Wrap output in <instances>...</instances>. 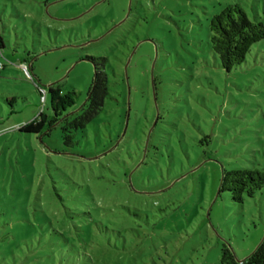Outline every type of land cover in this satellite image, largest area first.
Returning a JSON list of instances; mask_svg holds the SVG:
<instances>
[{
    "label": "rangeland",
    "instance_id": "rangeland-1",
    "mask_svg": "<svg viewBox=\"0 0 264 264\" xmlns=\"http://www.w3.org/2000/svg\"><path fill=\"white\" fill-rule=\"evenodd\" d=\"M234 4L264 23V0H0V264L253 254L264 188L219 193L226 172L264 171V40L229 73L209 46L211 16ZM100 58L107 97L74 146L60 124L18 131L51 115L37 86L81 109Z\"/></svg>",
    "mask_w": 264,
    "mask_h": 264
},
{
    "label": "trees",
    "instance_id": "trees-1",
    "mask_svg": "<svg viewBox=\"0 0 264 264\" xmlns=\"http://www.w3.org/2000/svg\"><path fill=\"white\" fill-rule=\"evenodd\" d=\"M208 30L210 49L218 58L221 68L227 73L244 62L253 45L264 40V23L250 21L238 4L228 5L218 14L211 16ZM2 48L3 41L0 37V50ZM89 60L95 63V75L84 106L78 111L71 112L76 104L74 92L62 93L56 86L49 87L45 92L37 86L39 94L40 90H43L49 96L51 115L48 117L40 113L38 119L20 127L19 132L38 136L45 128L50 129L60 124L64 146L75 145V133L92 122L107 97L106 76L97 68L99 62L106 60L104 58ZM40 96L43 97L41 94ZM263 188L264 171L236 169L223 174L219 193L228 192L232 195L233 201L241 203L244 196L252 198ZM219 264H264V238L253 254L243 261H237L232 252L223 246Z\"/></svg>",
    "mask_w": 264,
    "mask_h": 264
},
{
    "label": "built area",
    "instance_id": "built-area-1",
    "mask_svg": "<svg viewBox=\"0 0 264 264\" xmlns=\"http://www.w3.org/2000/svg\"><path fill=\"white\" fill-rule=\"evenodd\" d=\"M22 70L25 72L26 78L29 80H32L31 74L28 70V67L23 66ZM40 94L43 96L42 99H44L45 92L43 90H40Z\"/></svg>",
    "mask_w": 264,
    "mask_h": 264
},
{
    "label": "clouds",
    "instance_id": "clouds-1",
    "mask_svg": "<svg viewBox=\"0 0 264 264\" xmlns=\"http://www.w3.org/2000/svg\"><path fill=\"white\" fill-rule=\"evenodd\" d=\"M29 68V67H28ZM32 77V76H31Z\"/></svg>",
    "mask_w": 264,
    "mask_h": 264
},
{
    "label": "crops",
    "instance_id": "crops-1",
    "mask_svg": "<svg viewBox=\"0 0 264 264\" xmlns=\"http://www.w3.org/2000/svg\"><path fill=\"white\" fill-rule=\"evenodd\" d=\"M29 68H30V66H29Z\"/></svg>",
    "mask_w": 264,
    "mask_h": 264
}]
</instances>
